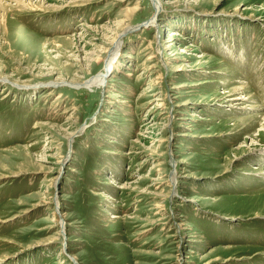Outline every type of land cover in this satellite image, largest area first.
<instances>
[{
  "label": "rangeland",
  "instance_id": "1",
  "mask_svg": "<svg viewBox=\"0 0 264 264\" xmlns=\"http://www.w3.org/2000/svg\"><path fill=\"white\" fill-rule=\"evenodd\" d=\"M158 1L0 0V264H264V0Z\"/></svg>",
  "mask_w": 264,
  "mask_h": 264
},
{
  "label": "bare ground",
  "instance_id": "2",
  "mask_svg": "<svg viewBox=\"0 0 264 264\" xmlns=\"http://www.w3.org/2000/svg\"><path fill=\"white\" fill-rule=\"evenodd\" d=\"M151 1H152V4L154 5L156 11H158V9L160 8V6H159L160 5V3H159L160 1H158V0H151ZM156 22H157V19L154 18L151 21H149L147 24L150 25V26H154L156 24ZM119 46H120L119 43H117L115 45V48L111 50V52H110L111 53L110 59L107 60V62H106L107 64H106L105 70L101 74L97 75L96 77H94L93 79L89 80L88 82H86V83H84L82 85H75V84H71V83L70 84L71 85H74V86L88 87V88H92V87H97V88L98 87H101V88H104V86H105L106 73L111 70V68L113 67V65H114V63H115V61L117 59V55H118V51H119ZM1 82L10 83V85H13L14 87H16V88H18L20 90H28V88H30L29 85L17 84V83H14V82L9 81L5 77L4 78L0 77V83ZM52 83L55 86H57V87H59L60 85L64 84V83L58 82V81H55V82H52ZM235 91L237 93V91L240 92L241 89H236ZM240 98L241 97H236L235 96V97H233V100H236L237 101ZM59 218H61L62 229H64V225L65 224L63 225V222H64L63 217L62 216H59ZM73 260H75V263L76 264H79L77 258L76 259L74 258Z\"/></svg>",
  "mask_w": 264,
  "mask_h": 264
}]
</instances>
